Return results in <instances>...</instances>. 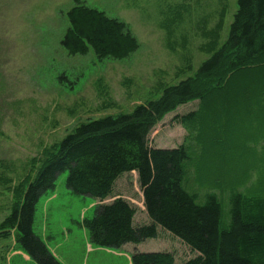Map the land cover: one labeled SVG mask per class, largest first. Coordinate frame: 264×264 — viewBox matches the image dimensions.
Returning <instances> with one entry per match:
<instances>
[{
	"label": "trees",
	"instance_id": "trees-1",
	"mask_svg": "<svg viewBox=\"0 0 264 264\" xmlns=\"http://www.w3.org/2000/svg\"><path fill=\"white\" fill-rule=\"evenodd\" d=\"M75 3L67 12L68 26L61 39L69 54L85 55L91 49L98 59L121 60L136 51L138 41L125 22L80 0ZM217 40L214 29L206 45L210 55L195 74L164 86L156 100L138 104L129 113L80 122L47 149L33 178L26 175L13 188L9 213L0 221V240L13 235L17 249L35 264H62L33 228L40 196L66 173L68 190L103 201L119 176L135 171L149 223L135 226V208L120 196L99 202L92 217L82 219L89 243L105 248L138 244L156 238L159 226L196 253L182 264H264V0H237L227 38L220 46ZM194 100L198 107L179 115L178 121L195 134V149L183 143L172 148L149 146L151 128L166 113ZM212 117L216 126L205 129L204 122ZM200 121L199 132L194 127ZM235 125L244 128L224 144L222 135ZM214 129L222 130V141L219 133H209ZM237 140L242 149L246 145L242 154L239 146L236 152L231 150L233 159L246 165L240 178L227 184L222 173L208 176L214 183H199L209 190L204 202H197V195L183 185L191 162L195 160L193 172L198 175L201 161L204 170L198 152L208 158V145L224 149ZM223 195H228L229 203L224 216ZM130 263L175 264V259L166 251L135 250Z\"/></svg>",
	"mask_w": 264,
	"mask_h": 264
},
{
	"label": "rangeland",
	"instance_id": "rangeland-1",
	"mask_svg": "<svg viewBox=\"0 0 264 264\" xmlns=\"http://www.w3.org/2000/svg\"><path fill=\"white\" fill-rule=\"evenodd\" d=\"M80 1L125 22L138 41L136 51L121 60L98 59L91 49L85 55H71L61 39L68 26L67 12L75 0H0V221L9 213L13 188L26 175L33 178L47 149L80 122L129 113L138 104L156 100L164 86L193 76L210 55L206 45L212 31L217 29L220 46L237 9V0ZM197 107L194 100L166 113L151 128L149 146L172 148L183 143L194 150L195 134L186 130L178 116ZM216 122L215 117L206 120L205 129L216 126ZM235 126L224 136L221 129L208 132L221 134L226 139L220 136L219 142L227 144L244 128ZM200 127L201 121L194 130L200 132ZM242 145L239 140L224 149L208 145V158L198 152L204 170L200 168L203 161L198 163V159V175H194V160L183 180L188 192L197 195V202H204L209 190L199 183H214L208 176L222 173L227 184L240 178L246 165L233 159V152L239 146L242 154ZM65 178L66 173H61L55 187L40 196L33 222L34 231L64 264H131L130 255L136 249L170 252L175 264L196 255L159 226L156 238L135 245L128 242L105 248L89 243L82 219L92 217L96 204L110 202L116 196L135 208V226L149 223L136 172L119 176L111 195L103 201L71 192ZM227 197L221 199L222 216L227 213ZM14 251L17 246L13 235L0 240V264H35L33 260L24 261L22 254L12 255Z\"/></svg>",
	"mask_w": 264,
	"mask_h": 264
},
{
	"label": "crops",
	"instance_id": "crops-1",
	"mask_svg": "<svg viewBox=\"0 0 264 264\" xmlns=\"http://www.w3.org/2000/svg\"><path fill=\"white\" fill-rule=\"evenodd\" d=\"M47 245H48V244H47ZM48 247L50 248V250L52 251V253H53V254H54V255H55V256H56V257L62 262V264H64V262L58 257V254L52 250V247L49 246V245H48ZM15 254H22L21 256H23V260H24V261H28V260H30L29 257H28L26 254L22 253V252L19 251V250L14 251V253H13L12 255H15Z\"/></svg>",
	"mask_w": 264,
	"mask_h": 264
}]
</instances>
